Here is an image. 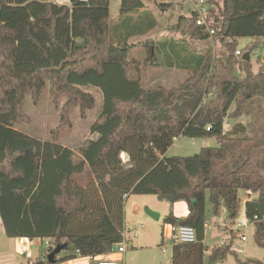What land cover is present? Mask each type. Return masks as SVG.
<instances>
[{
  "label": "trees",
  "instance_id": "obj_1",
  "mask_svg": "<svg viewBox=\"0 0 264 264\" xmlns=\"http://www.w3.org/2000/svg\"><path fill=\"white\" fill-rule=\"evenodd\" d=\"M209 3V20L218 30L214 37L219 36L227 54L190 52L191 63L183 61L185 69L190 67L184 82L144 89L147 71L160 64L149 50L153 40L130 42L155 27L149 11L134 18L144 7L142 0H120L119 23L114 25L110 0H69V5L0 0V221L8 238L65 244L73 252L69 258L77 257L76 251L81 257L108 255L122 241L124 202L137 194L170 204L184 202L189 208L184 218L169 214L164 219L173 228L193 227L199 240L195 245H173L171 264H204L206 200L212 216L226 211V223L242 214L258 216L253 237L264 250V198L247 200L241 212L238 196L240 189L260 190L243 173L249 151H238L230 166L224 163L239 150L242 130H223L226 118L240 115L246 95L264 99V65L253 73L250 55L243 60L264 41V0ZM172 6L157 8L164 12ZM196 19L195 12L181 15L172 28L190 40L209 38ZM241 38L252 41L236 55ZM137 48L147 53L143 62L132 55ZM236 70L244 77L235 75ZM88 86L102 89L104 108L93 131L98 136L80 149L76 164L60 144L41 142L15 128L28 122L25 96L29 93L36 103L47 87L53 104L60 96L66 98L59 129L67 126L73 107L82 112L94 107V98L83 91ZM232 104L237 108L228 113ZM181 136L215 138L219 147H204L190 157H168ZM85 165L89 179L79 187L73 170ZM227 255L237 264H264V258L242 262L230 245L213 249L207 261ZM36 264L49 263L46 259Z\"/></svg>",
  "mask_w": 264,
  "mask_h": 264
},
{
  "label": "rangeland",
  "instance_id": "obj_2",
  "mask_svg": "<svg viewBox=\"0 0 264 264\" xmlns=\"http://www.w3.org/2000/svg\"><path fill=\"white\" fill-rule=\"evenodd\" d=\"M146 7L151 10L154 15L156 26L154 29L147 31L144 35L132 38V43L142 42L149 39L160 41L163 36H169L179 43L185 44L186 47L193 48L203 47L206 52H210L212 56H224L227 54L226 46H224L219 41L218 37H209L204 40H189L184 37L181 33L169 31V27L173 25L180 15H190L194 11V7L189 3V0H142ZM53 2V0H49ZM220 2V1H219ZM161 3H171L173 6L167 11H160L157 7ZM58 5H69L66 3H56ZM176 6L179 10H176ZM110 20L111 25L117 24L120 18V0H110ZM172 28V27H171ZM218 31V30H217ZM182 40H185L183 42ZM249 38H241L237 40L236 51L242 52L247 45L251 43ZM155 44V43H154ZM153 48V45L149 46V50ZM153 50V49H152ZM133 57L139 59L140 62L146 58V51L144 49L133 50ZM251 61V71L257 73L261 66L264 65V41L258 42L257 48L250 54ZM166 72L162 71H152L148 70L147 74L144 76L143 86L154 89L161 85L164 88L175 87L178 84L184 82L182 75L168 76L165 75ZM235 75L242 78L244 74H241L236 70ZM83 91L89 93L94 98V107L90 110L82 112L78 106L71 109L68 114L67 126L61 129V111L66 103V98L60 96L58 103L55 105L52 103L47 89L41 94L38 102H33L31 95L28 93L25 96L24 112L28 117V122L20 123L15 126V128L26 135H29L41 142H54L60 144L65 149L69 150L72 154L73 163H77L80 157V149L87 145L91 140H95L94 127L95 124L101 122L100 119L101 111L104 108V95L101 88H96L93 86H88L83 88ZM211 96V95H210ZM246 101L240 107V115L235 119L226 118L224 120L223 130L224 132H230L233 128H239L242 130L240 134V148L232 156L227 157L225 164L231 165L234 158L239 154L238 151H249V155L245 154L244 158H250L247 168L244 170V174L250 175L253 180L257 183V192L251 193L240 189L238 191V196L241 201V212L243 210L244 203L251 199H257L258 197L264 198V99L259 96H254L250 98L246 95ZM237 106L232 104L229 108L228 113H233ZM207 142L209 147H219L215 138H189V137H179L174 141L173 145L168 150V157H190L198 154L202 149L203 142ZM123 163L126 164L127 156L122 155ZM73 170V182L79 187H85L89 179V169L85 165L83 168L79 169L78 166L74 167ZM217 170L221 168L218 165ZM77 170V171H76ZM138 200V201H137ZM134 203L138 207L136 215L131 216V206ZM125 243L127 246L126 257L128 263L130 264H168V260L171 258L172 253V243L166 238L172 235L173 228L164 223V219L171 214L172 204L167 201H161L157 199L154 195H137L131 194L127 197L125 201ZM206 211H207V223L208 228L206 229L208 247L218 246L219 239H217V234L222 224L225 222L226 211L222 209L216 219H213L210 211V204L206 200ZM147 212H152L158 214L159 219H152ZM212 216V217H211ZM142 226V229H140ZM138 232V237L134 238V233ZM242 233L246 237L245 242L236 241L235 245L240 247L243 251L238 257L242 262L249 259L263 261L264 250L255 243L254 240V226H250ZM0 237L4 240H8L5 235L2 226L0 225ZM232 241V240H231ZM230 245L232 242L228 240ZM239 243V245H238ZM133 244V245H132ZM50 245L54 242L51 240ZM48 242L38 241L34 242L33 246L30 248V255L26 259L25 255L18 256L13 252L8 250H3V253L7 255V258L1 257L0 264H28L42 259V256L48 251ZM133 247V248H132ZM216 248V247H214ZM212 248V249H214ZM162 249L165 253H162ZM211 249V250H212ZM13 248H11V251ZM72 251L64 250L58 254L56 258L68 259L65 261H60L57 264H82V260L75 258H69L72 255ZM49 254V253H48ZM46 254V255H48ZM113 254V253H112ZM111 258V257H110ZM6 259V263L4 262ZM99 258L94 257L93 260H85L89 264H94ZM113 260L121 262V259L111 258ZM208 257L204 256V261ZM224 264H237L234 258L230 255L225 256ZM44 260L46 258L44 257ZM251 264V263H250Z\"/></svg>",
  "mask_w": 264,
  "mask_h": 264
},
{
  "label": "crops",
  "instance_id": "obj_3",
  "mask_svg": "<svg viewBox=\"0 0 264 264\" xmlns=\"http://www.w3.org/2000/svg\"><path fill=\"white\" fill-rule=\"evenodd\" d=\"M143 4H144V2H143ZM161 4H168V3H161ZM146 6L147 5L144 4V7L134 14V18L136 20L137 19L139 20L140 17H142L143 11H149L151 16H152V18L155 21L153 13ZM176 10H179V8L177 6H176ZM186 16H188V15H186ZM143 19H145V21H146L147 19H149V16H145V17L143 16ZM118 23H119V21H118ZM173 25H171L168 30L172 31V32L181 33L179 31H176L173 28H171ZM155 26H156V21H155ZM183 36L186 37L187 39H189L187 36H185V35H183ZM149 40H152V39H149ZM182 41L185 42V40H182ZM192 41H194V40H192ZM130 42H132V41L130 40ZM152 45H153V48H151V50L153 49L152 51L155 53V57H156L157 63H159L160 66L159 67H155V68H151L150 70L158 71V72L162 71V73L166 72L165 75L168 74V76L182 75L184 78L186 77V79L189 76V70L188 69L190 67H187V69H185V67L183 66V61H186L187 64H188V62L191 63L192 57L191 56L189 57V53L190 52H197V53H200V54L206 52L203 47H195V48H193L194 50H192L191 48L186 47L185 44L179 43V41H176V40H174L173 38H171L169 36H163L160 41H157V40L154 41L153 40V44ZM138 49H141V51H142V48H137L135 50L138 51ZM137 60L140 62L139 59H137ZM145 77L143 78V81H144ZM143 81L141 83L142 87L144 89H151V88L143 86ZM159 86H161V85H159ZM159 86H157V87H159ZM202 139L205 140L206 138H202ZM175 141H176V139H175ZM202 146H203L202 148L209 147L207 142H205V141L203 142ZM167 153H168V151H167ZM167 153H166V155H167ZM126 164H128V163H126ZM126 200H127V198H126ZM134 203H138V202L133 201V204ZM125 209L126 208H125V202H124V208H123V211H124V225L126 223L125 217H127L126 214H125ZM137 211H138V207H137L136 204H134V206H131V213H130L131 216L136 215ZM171 214L175 218H184V217H186L189 214V208L184 202H177V203L172 204V212H171ZM216 218L213 216V219H216ZM0 225H1V221H0ZM207 228H208V223H206V226H205V237H204V240H203V245L206 248H209V249H212L214 247L219 248L220 247V239H219V245L218 246L208 247L206 245V242L208 240L207 239V234H206V229ZM140 229H142V226H140ZM172 233H173V231H172ZM138 235H139L138 232L134 233V238H137ZM124 237H125V231H124ZM125 239H126V237H125ZM38 241H40V240L39 239H34V240L30 241V240L24 239V238H21V239L8 238V240H4L3 238L0 237V255H1V257L7 258V255H5L3 253V250L5 249V250H8L9 252H13L14 254H16L18 256H21L22 254L26 256V254H27V257H26V259H27L29 257V255H30V252H31L30 248L33 246V243L34 242H38ZM46 242L51 243V240H47ZM232 243L235 244L236 242H232ZM238 245H239V243H238ZM11 248H13L12 251H11ZM240 248H241V245H240ZM126 253H127V251L123 255H119V254L113 253V254H108V255H105V256H99L98 258H109V259L117 258V259H121L122 260L121 262H123L124 264H130V263H128V260H127V257H126ZM242 253H243V251L241 253H239V254H242ZM46 254H48V252H46L42 256V259H39L38 261H36V263L45 261L44 257L45 258L47 257ZM171 256H172V253H171ZM77 257H78V259L82 260V264H89L88 262L85 261V260H88V261L90 260L88 257H81V256H77ZM60 259H63V258L62 257H60L59 259L56 258V260H60ZM5 261H6V259H4V262ZM168 264H171V258L168 260ZM204 264H224V259L223 258L219 259V260H217L214 263H208V261L205 260Z\"/></svg>",
  "mask_w": 264,
  "mask_h": 264
},
{
  "label": "built area",
  "instance_id": "obj_4",
  "mask_svg": "<svg viewBox=\"0 0 264 264\" xmlns=\"http://www.w3.org/2000/svg\"><path fill=\"white\" fill-rule=\"evenodd\" d=\"M63 0H53L52 3H63ZM69 2V0H67ZM66 3V2H64ZM189 3L194 7V11L196 13V25L199 27H203L204 31L208 34L209 37H213L217 34V30L212 28L211 21L209 20L210 11L212 9V5L209 3V0H189ZM236 55H240L239 51H236ZM97 134H95V138H97ZM127 168L130 165L126 166ZM259 221L258 216H254L253 218H247L244 214L240 215L234 221L222 224L219 232L217 234V238L220 239V247H224L226 245H230V242H245L246 237L242 233L245 229L250 226H254V223ZM206 226V225H205ZM122 241L120 243L114 244L112 246V250L109 254L116 253L119 255H123L127 251V246L125 243L124 231L122 232ZM173 245L184 244V245H195L199 242L197 237V232L193 227L190 226H177L173 229V233L169 238H166ZM232 240V241H231ZM231 249L237 254L241 253L242 250L240 247H237L234 243L231 245ZM53 245L48 243V250H51ZM211 249L206 248L204 252V256L208 257L211 254ZM162 252L165 253V250L162 249ZM76 256H80L79 252H75ZM90 260H93L94 257L88 256ZM29 264H33L29 262ZM94 264H124L123 262H119L109 258H99L95 261Z\"/></svg>",
  "mask_w": 264,
  "mask_h": 264
},
{
  "label": "water",
  "instance_id": "obj_5",
  "mask_svg": "<svg viewBox=\"0 0 264 264\" xmlns=\"http://www.w3.org/2000/svg\"><path fill=\"white\" fill-rule=\"evenodd\" d=\"M151 52H152V50H151ZM248 58H249V54L246 53L243 56V60H247ZM147 213L152 219H154V220H158L159 219L158 214L152 213V212H147ZM66 248H67V245H65V244L55 246L54 249L51 250V252L47 255L46 259H47L48 263L49 264H54V262L56 260L55 257L58 254H60L62 251L66 250Z\"/></svg>",
  "mask_w": 264,
  "mask_h": 264
},
{
  "label": "bare ground",
  "instance_id": "obj_6",
  "mask_svg": "<svg viewBox=\"0 0 264 264\" xmlns=\"http://www.w3.org/2000/svg\"><path fill=\"white\" fill-rule=\"evenodd\" d=\"M64 2H67V0H63Z\"/></svg>",
  "mask_w": 264,
  "mask_h": 264
}]
</instances>
